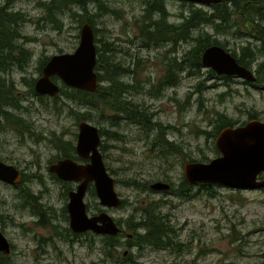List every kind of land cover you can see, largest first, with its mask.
<instances>
[{"label":"rangeland","instance_id":"1","mask_svg":"<svg viewBox=\"0 0 264 264\" xmlns=\"http://www.w3.org/2000/svg\"><path fill=\"white\" fill-rule=\"evenodd\" d=\"M42 1L14 0V6L7 10L11 13L17 9L20 11L23 21L18 30L34 40H28L25 44L32 51V57L22 68L14 63L6 71L0 72L7 84L10 79L13 81L12 91L16 98L13 102L21 107L15 109L13 106H6L2 109L9 112L8 117L11 118L20 119L22 115V121L30 125V131L20 133L10 122L3 121V128L0 127V160L16 165L28 175L29 178L20 184L31 189L30 192L36 197L34 208L30 210L23 206L18 185L0 180V231L12 246L9 256L13 263L264 264V188L232 189L222 185L204 188L196 185L190 190V196L183 198L159 191L149 192L146 188L136 189L123 182L132 177L148 188L157 178L170 175L175 189L183 178V166L188 158L208 162L219 155L214 149L215 137H206L201 132L202 129H213L208 125L216 111L238 123L247 122L252 116L264 121V89L238 78L206 81V88L194 93L193 85L198 78L180 74L181 79L174 86H160V94L152 96L150 92L155 91L153 87L157 84L156 81L164 75L161 58H164L163 52L170 48V44L148 48L140 45L134 36L135 20L141 13L140 0H102L106 6L111 4L120 12L119 16L104 15L99 18L95 14L104 10L90 2L87 4V16L96 17L94 27L97 30L96 37L100 39L96 44L100 46L103 42H114L124 51L117 53L116 50L114 56L123 57V62L128 63L135 71L133 77L124 78L135 84L136 93L130 98L144 105L135 108L143 113L152 112L154 120L168 124L163 125L166 138L174 141L181 152L161 158L157 146L153 144L156 138L154 130H142L127 120L111 125L109 116L108 120L100 117H96L97 120L95 117L89 119L88 122L98 128L114 130L119 134L117 138L101 135L100 145H103L101 153L104 164L115 180L116 192L125 200L122 206L107 210L116 221H121L123 232L118 239L125 244L119 246L118 253L112 254L117 255L116 261H112L102 251L98 235L75 237L70 233L71 239L68 240L60 234L64 228H69L63 211L67 202V185L52 177L48 165L64 156L50 138L52 132L61 134L64 139L71 141L62 150H69L71 146L74 148L77 122L83 119H76L71 107L62 102L63 94L59 98L39 96L33 88L34 81L41 74L37 70L41 59L57 53L73 52L78 45L81 24L69 17V11L81 12L80 9L83 8L68 5L65 12L54 13V19L62 21L61 28L57 29L48 18L45 19L44 5L36 6ZM166 3L170 14L168 18L178 21L179 14L186 13L191 2L166 0ZM227 29L225 34L212 32L220 42H226V47L240 52V47L247 42L244 37L234 33L232 27L228 26ZM186 48L183 44L174 54L179 56V51ZM250 68L255 76V62ZM23 77L31 85L24 82ZM149 77L153 80L148 81ZM213 83L214 86H210ZM223 92H226L225 96L221 95ZM55 99L57 107L53 106ZM3 114L0 113V117ZM134 119L142 121V117ZM68 186L73 187V184ZM152 199L168 202L160 207V212L168 215L170 223L176 229V239L183 243L178 253L149 246L126 245L127 233L131 231L126 228L124 221L127 219L132 226L140 211ZM85 201L90 204V213L104 210L97 197L93 198L89 192ZM47 216L53 224L58 225L59 232L36 223L37 219ZM125 251L127 255H131V260L125 258Z\"/></svg>","mask_w":264,"mask_h":264},{"label":"trees","instance_id":"2","mask_svg":"<svg viewBox=\"0 0 264 264\" xmlns=\"http://www.w3.org/2000/svg\"><path fill=\"white\" fill-rule=\"evenodd\" d=\"M90 2L96 3L101 10H104L95 14L97 18L104 15L119 16L120 10L117 7H112L111 4L106 6L102 0H53L49 8L50 15L48 19L54 24V28L60 29L62 21L54 19V13L56 14L61 11L65 12V9H67L66 6L68 5L81 6L84 11L82 9H80L81 12L71 10L69 11V17L78 20L80 24L87 21L93 27L95 42H97L100 39L96 37L97 30L94 27V18L96 17L87 16V4ZM140 2L142 5L141 13L135 20L134 26V36L140 45L148 48L159 45L161 46L165 43L170 44V48L168 47V49L163 52L164 58H161L164 63V75L153 87L154 90H156L158 86H163V88L166 86H174L176 82H179L181 79L180 74H186V76H195L198 78V81L193 85L194 93H196L197 90L206 88V81L230 79L229 76L231 75H218V73L216 74L212 68L203 66L201 56L204 49L213 44L227 48L226 42H220L214 33L225 34V32H227L228 29L223 26L225 19H232L235 24L240 25L242 20L239 16L241 15L244 17V22L248 25V29L256 31L257 43L253 44L255 47H251L249 45L250 43L244 46L242 45L240 47V52H237L234 49L231 50L238 55V62L246 65V67L252 66L255 62L256 82L254 83V86H261L264 88V0H222L209 5L208 8L193 6V4L190 3L187 12L179 14L180 20L178 21H173L168 18L170 14L166 0H140ZM68 10H70V8ZM257 12L259 13V19L258 23H255L254 21ZM78 17H80V19H78ZM22 19L23 15L20 11L11 13L5 8L0 10V72L6 71L10 68V65L14 63L22 68L24 63L32 57V51L26 48L25 44L28 40H34V38L31 37L30 39L27 35L19 32L18 28L20 29V22L23 21ZM183 44L186 45L187 48L183 51H179V56L174 54ZM96 48L97 58L95 71L97 72L99 82L96 90L90 92L62 86L59 94L54 97L59 98V95L63 94L62 102L71 107L72 113L76 116V119L89 120L95 117V120H97L96 117H100L108 120L107 116H109L110 124L118 125L120 121L127 120L125 115L130 111V122L138 124L142 130L148 131L154 129L156 132V138L154 139L153 144L157 146L161 158H167L180 153L181 150L178 145L170 142L166 138V134L164 133L165 127L163 125L168 124H163L154 120L152 112L148 113L147 111H144L143 113L135 108L144 106L141 103L133 101L129 102L127 100V94L129 93V96L131 97L135 95L136 90L134 82L124 79L125 76H129L131 66H129L128 63L123 62V57L114 56L116 50L117 53H123V49L115 45L114 42H103L100 46L96 45ZM47 59L48 58L41 59L38 62V71H41V67ZM173 68H176V76L174 78H172ZM117 77H119V79H116ZM22 79L24 82L31 85L27 82L25 77ZM8 82L9 84L6 83L4 76H0V113H4L1 115L0 119H3V117L6 119L7 116L6 123L7 121L10 122L20 133H23L24 131L28 132L30 131V126L26 125L24 128L21 127V123L17 122V120L19 121L20 119L8 117L9 112L2 109V107L4 108L6 106H13L15 108L19 107L16 102H13L16 101L12 91L13 82L11 79ZM245 83L248 82L245 81ZM210 86H214V83ZM124 94H126V97H124ZM159 94L160 92L158 95ZM190 94L191 92L188 93L187 98ZM221 95L225 96L226 92L221 93ZM199 100H201V98ZM67 102L72 103V105ZM128 104L131 106L130 109ZM53 106L57 107L56 99ZM109 111L111 113H109ZM137 117H142V121L134 119ZM250 119H257V117L252 116ZM2 123L3 122L0 120V127L2 126ZM244 123L245 122L238 123L216 111L208 125L212 126L213 129H202L201 132L205 134L206 137H215L225 126ZM2 128L3 127H1V129ZM99 130L100 134L103 136L117 138L119 135L117 131H109L103 127L99 128ZM51 135V142H53L55 147L64 154V157L73 156L72 152L74 148L72 146L69 150H62L64 149V144H66V146L70 145V140L64 139L61 134H55L52 132ZM100 149L103 150V145L100 146ZM214 149H216L215 146ZM188 161H195V159L190 157L188 158ZM23 176V182L29 178L27 174H24ZM157 179H160V177ZM123 182L127 186L136 189L144 190L146 188L149 190V186L148 188L145 185L143 186V182L136 181L132 177H128L123 180ZM20 185L17 187H19L18 189L20 190L19 197L22 198L24 202L23 206L33 209V202L36 200V197L25 185ZM215 185L221 186L218 183L197 184L198 187L204 188L214 187ZM88 192L90 196L95 198L93 186L88 188ZM173 194L178 197L188 198L191 194L190 185L181 179L179 185L175 187V189L173 188ZM164 201L166 200L152 199L140 211L138 219L134 221L132 226L129 225L127 219L124 221L126 228L131 231L128 232L126 236V240L128 241L126 245L128 247L149 246L155 249L172 250L173 253H178L180 249H182L181 246L183 243L176 239L177 232L174 226L170 223L168 215H162L160 212V207L168 203L167 201ZM124 202L125 200L123 199L120 206H122ZM87 204L90 209V204ZM97 209L100 210L99 207H97ZM63 210L64 218L67 220L68 216L66 213V207H64ZM117 221L119 223L121 222L120 220ZM36 223L42 227L52 228L55 232H59L57 230L58 225L53 224L48 216L41 220L39 219ZM64 231H60V234L65 236L68 240L71 239L70 233L75 236L69 228H64ZM82 235L93 236L95 234L92 232H84ZM119 235L120 233L116 236L99 235L102 251L105 252V256L112 261H116L117 259V255L112 254L118 253L119 246L125 244L118 239ZM9 253L0 251V264H14ZM130 256L131 255L125 253V258L131 260Z\"/></svg>","mask_w":264,"mask_h":264},{"label":"water","instance_id":"3","mask_svg":"<svg viewBox=\"0 0 264 264\" xmlns=\"http://www.w3.org/2000/svg\"><path fill=\"white\" fill-rule=\"evenodd\" d=\"M208 5L219 0H187ZM97 58L95 36L88 22L82 24L79 43L73 52L53 54L42 67L41 76L34 82V91L40 95L54 96L60 91V84L93 92L98 85L95 71ZM203 66L212 68L219 74L234 75L249 82L255 80L251 69L239 64L234 55L223 47L213 44L202 53ZM101 136L98 127L88 121H80L76 140V152L89 158L87 163H78L71 158L57 160L49 166L60 179L77 182L68 193L67 211L69 227L75 233L91 231L97 235H116L120 227L106 210L94 215L88 214L85 195L92 183L100 205L117 208L121 197L115 189V180L109 174L98 147ZM215 147L219 155L208 162L190 161L183 167V175L189 184L218 183L233 188L264 187V121L252 119L242 125L223 127L215 137ZM0 180L17 185L22 180L19 169L0 160ZM149 187L155 191L170 188L166 181L152 182ZM0 251L8 253L10 244L0 232Z\"/></svg>","mask_w":264,"mask_h":264},{"label":"flooded vegetation","instance_id":"4","mask_svg":"<svg viewBox=\"0 0 264 264\" xmlns=\"http://www.w3.org/2000/svg\"><path fill=\"white\" fill-rule=\"evenodd\" d=\"M13 1L14 0H0V10H2V8H5V9H7V10H9L11 7L10 6H14V4H13ZM220 1H222V0H220ZM220 1H218V2H220ZM53 2V0L51 1V0H43L42 2H38L37 4H36V6H38L39 4H41V5H44V7H45V10H44V15H45V19H47V18H49V15H50V11H49V8H50V5H51V3ZM16 11H18V9L17 10H15V12ZM36 16V15H35ZM30 18V17H29ZM239 18L242 20V22H241V24L240 25H237V24H235L234 23V21L232 20V19H229V20H226L225 19V21L223 22V26L225 27V28H227L228 26H231L232 27V29L234 30V33H236V34H238V35H240V36H242V37H244V39H245V42H247V44L248 43H250L249 45L251 46V47H255L253 44H255V43H257V39H256V31H254V30H251V29H248V25L244 22V17L241 15V16H239ZM258 19H259V13L257 12L256 13V19H255V23H258ZM230 22V23H229ZM244 46V45H243ZM228 48V47H227ZM226 48V49H227ZM227 50H229V51H231V53H233V55H235L237 58V61H238V55H236L230 48L229 49H227ZM241 64V63H240ZM242 65H244V64H242ZM244 66H246V65H244ZM247 68H250V67H247ZM251 69V68H250ZM173 75H172V78H174L175 76H176V68H173ZM135 74V71L130 67V74H129V76H127V77H133V75ZM217 74V73H216ZM218 75H226V74H218ZM24 78V77H23ZM162 77H160V78H158V80H160ZM229 78H230V80H233L234 78H238V79H241V78H239V77H237V76H229ZM148 80L149 81H152L153 79H151L150 77L148 78ZM156 81V82H159V81ZM229 80V79H228ZM243 82H245L243 79H241ZM13 82V81H12ZM256 82V81H255ZM255 82H251V83H248V84H250V85H255L254 83ZM153 83V82H152ZM174 85V84H173ZM13 86H14V83H12V88H13ZM258 88H263V87H261V86H257ZM160 90H161V87H157V89L155 90V91H153V92H150V94L152 95V96H157L158 95V93L160 92ZM149 91V90H148ZM130 94L128 93L127 94V100L129 101V102H134V100H131L130 99V96H129ZM19 105V104H18ZM129 105V109H130V104H128ZM21 107H20V105H19V107L17 108H15V109H20ZM7 111H11V110H7ZM131 117V115H130V111L129 112H127V114L125 115V118L130 122V118ZM22 118H23V116L21 115V117H20V120L18 121L17 120V122H20L21 123V127H26V125H28V126H30L29 124H25V122L24 121H22ZM6 119H7V116H6ZM6 119H5V117H3V119H1L2 120V122L4 121V122H6ZM121 119H122V117H121ZM131 124H134V125H136V126H139L138 124H136V123H132V122H130ZM19 126V125H18ZM140 127V126H139ZM1 130V129H0ZM154 130V129H153ZM169 140V139H168ZM170 141V140H169ZM170 142H172V143H174V141H170ZM65 146H66V144H64V148H65ZM67 146H69V145H67ZM64 155V154H63ZM75 155V148H74V153H73V156ZM63 158H72V157H63ZM73 160H75L76 162H78V163H86L87 161H88V159H81V158H79L78 156H75V157H73L72 158ZM59 160V159H58ZM188 162V161H187ZM186 163V162H185ZM48 170H49V165H48ZM21 171V170H20ZM50 171V170H49ZM21 173H22V175H24L25 173L24 172H22L21 171ZM51 174L53 173V172H50ZM34 174V173H33ZM28 176V175H27ZM52 177L53 178H55L56 180H57V177L54 175V173L52 174ZM262 178H264V174L263 173H261V174H259L258 175V179H262ZM184 181H185V179H184V175H183V178H182ZM157 180H163V181H166V182H168L169 184H170V188L169 189H167V190H163V191H159V192H164V193H170V194H173V183H172V181L170 180V175H168L167 177L166 176H163V177H160V179H157ZM57 181H59V180H57ZM59 182H62L63 184H66L67 185V189H66V192H67V194H68V192L70 191V190H73L74 188H75V186L77 185V183H75V182H73V181H59ZM186 182V181H185ZM188 185H190V190L192 189V187H195L194 185H192V184H189L188 182H186ZM70 184H73V187L72 186H68V185H70ZM150 185V184H149ZM149 192H154V191H152L150 188H149V190H148ZM27 208H29V207H27ZM30 209V208H29ZM31 210V209H30ZM64 211V210H63ZM66 213H67V210H66ZM90 213V212H89ZM90 214H92V213H90ZM67 216H68V214H67ZM67 220H68V227H69V216H68V218H67ZM36 221H38V219L36 220ZM121 227V226H120ZM73 232V231H72ZM122 232H123V228L121 227V231L119 232L120 233V235L122 234ZM74 234H75V237H78L77 235H82L83 233H75V232H73ZM130 235V234H129ZM130 238H131V236H130ZM131 247H136V246H131Z\"/></svg>","mask_w":264,"mask_h":264},{"label":"bare ground","instance_id":"5","mask_svg":"<svg viewBox=\"0 0 264 264\" xmlns=\"http://www.w3.org/2000/svg\"><path fill=\"white\" fill-rule=\"evenodd\" d=\"M248 3L250 4V2L248 1ZM247 5V4H246ZM249 6V5H248ZM21 32V31H20ZM139 118V117H138Z\"/></svg>","mask_w":264,"mask_h":264}]
</instances>
